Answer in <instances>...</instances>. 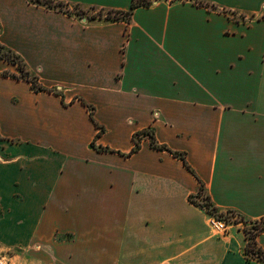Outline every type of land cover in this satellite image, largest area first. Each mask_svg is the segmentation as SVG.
I'll use <instances>...</instances> for the list:
<instances>
[{
	"label": "crops",
	"instance_id": "obj_1",
	"mask_svg": "<svg viewBox=\"0 0 264 264\" xmlns=\"http://www.w3.org/2000/svg\"><path fill=\"white\" fill-rule=\"evenodd\" d=\"M45 1L68 9L0 0L1 46L46 89L0 58L8 264H264L245 233L264 227V0H148L117 20L134 0ZM202 188L242 222L219 231L190 201Z\"/></svg>",
	"mask_w": 264,
	"mask_h": 264
},
{
	"label": "trees",
	"instance_id": "obj_2",
	"mask_svg": "<svg viewBox=\"0 0 264 264\" xmlns=\"http://www.w3.org/2000/svg\"><path fill=\"white\" fill-rule=\"evenodd\" d=\"M38 3L40 4H44L45 6H47L48 8H56L59 10H63V8L61 7V5H65L63 3H53L50 1H45V0H37ZM151 4L150 1L148 0H134L131 6V9L129 12L126 13H121V12H113V11H109L107 18L111 19V20H117L123 17L120 16H124L125 19H129V16L133 13V11L135 9H137L140 6H149ZM113 14H115V17H113ZM1 29V26H0ZM0 58L5 59L6 61H8L11 64H16L18 66L19 69V75H14L13 77L16 79H24L29 81L32 84V87L36 90V91H42V90H46L44 89L39 83L37 78L33 77L26 69V66L23 62V60L21 59L20 56H18L15 53H12L10 51H6L4 49L3 46H1L0 44ZM4 76H9L8 73H4ZM90 111H91V116L93 118V112L94 109L92 107H89ZM96 125L98 127L101 128V126H99V124L96 123ZM104 132V129L101 128V133ZM152 146L155 149L158 150H168L167 147L165 146H160L157 145L154 141H152ZM139 145L136 146L135 150H138ZM102 149V148H101ZM176 157H180V159L184 162L185 166L187 167V169L189 171H192L190 166L188 165L186 158L183 154H179V153H173ZM204 189L202 188L200 190V193L195 195V196H191L190 197V201L197 206H200L202 208H205L206 211L208 212V214H210V216L217 218L221 217L222 214L219 215L217 209L213 206L212 202L210 201L209 197L207 195H204ZM204 198V199H203ZM223 216V215H222ZM262 231H264V227H256L254 226V231L246 228L245 233H246V237H247V246H246V255L248 257V259H264V252H262V250H260L257 246V242H256V238L258 236L259 233H261Z\"/></svg>",
	"mask_w": 264,
	"mask_h": 264
},
{
	"label": "rangeland",
	"instance_id": "obj_3",
	"mask_svg": "<svg viewBox=\"0 0 264 264\" xmlns=\"http://www.w3.org/2000/svg\"><path fill=\"white\" fill-rule=\"evenodd\" d=\"M61 7L63 8V10H65V9H68V7L66 6V5H61ZM74 10H76V11H78V12H84V11H82L81 9H78V8H75ZM92 13H94V12H92ZM96 15H101V12H97L96 13ZM107 15H108V13H107ZM115 14H113V16H114ZM204 195H206L205 193H204ZM204 199V198H203ZM4 212V209L2 208V205H0V214L2 215V213ZM220 215V214H219ZM223 215V214H222ZM221 215V217H218V215H217V220L219 221H222V222H225V221H227V222H225L226 223V225H227V227H228V229H230L231 228V226L234 224V223H236V222H242V220L240 219V218H232V217H229L227 214L226 215H223L222 216ZM212 217V216H211ZM248 229H250V230H252V231H254V226H250ZM0 253H2V251L0 252ZM5 257H0V264H8L9 262H11V260H9L8 258H6V252L5 251H3V253H2Z\"/></svg>",
	"mask_w": 264,
	"mask_h": 264
},
{
	"label": "built area",
	"instance_id": "obj_4",
	"mask_svg": "<svg viewBox=\"0 0 264 264\" xmlns=\"http://www.w3.org/2000/svg\"><path fill=\"white\" fill-rule=\"evenodd\" d=\"M212 220H213V222H214V224L216 225V228L219 230V231H221V232H227L228 231V227H227V225H226V223L225 222H227V221H225V222H222V221H218L215 217H212ZM228 223V222H227Z\"/></svg>",
	"mask_w": 264,
	"mask_h": 264
}]
</instances>
